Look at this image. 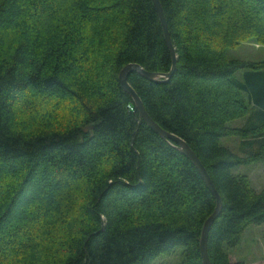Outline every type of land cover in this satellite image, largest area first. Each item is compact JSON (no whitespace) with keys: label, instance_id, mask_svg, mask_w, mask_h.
<instances>
[{"label":"trees","instance_id":"1","mask_svg":"<svg viewBox=\"0 0 264 264\" xmlns=\"http://www.w3.org/2000/svg\"><path fill=\"white\" fill-rule=\"evenodd\" d=\"M160 1L176 69L158 81L134 71L128 82L149 115L189 144L223 199L207 241L211 264H248L231 251L264 223V187L235 169L264 161V60L227 48L264 38V0ZM130 63L171 70L153 0H0V171L13 174L0 185V228L13 212L25 217L44 175L65 173L84 192L82 213L65 224L61 264H154L178 249L180 264H203L215 196L123 89L119 73ZM36 97L53 101L39 120L28 111ZM68 100L79 115L59 126ZM231 137L237 148L223 142Z\"/></svg>","mask_w":264,"mask_h":264},{"label":"rangeland","instance_id":"2","mask_svg":"<svg viewBox=\"0 0 264 264\" xmlns=\"http://www.w3.org/2000/svg\"><path fill=\"white\" fill-rule=\"evenodd\" d=\"M227 55L255 62L264 60V38L254 35L244 39L239 45L228 47ZM68 101L69 104L61 108L62 111L55 119L59 126L74 120L75 115L77 117L79 115L77 111L76 114L71 111L74 101ZM30 103L28 108L26 100L21 99L17 103V111L23 113L28 108L32 113L36 112L33 119L38 118V120L44 118L46 111L48 113L53 106V101L49 98L36 97ZM25 120L27 117L21 118L20 122L25 123ZM223 142L225 145L237 148L239 139L224 138ZM235 172L247 174L256 190L264 187V161L241 165L235 169ZM12 176V173L1 170L0 185L9 182ZM34 192V196L37 197L35 204L25 208V217L13 212L12 217L7 218L0 228V264H61L67 254V245L64 241L68 232L65 224L68 220L78 218L82 213L84 192L82 182L65 173L54 172L44 175V179L40 181L39 187ZM66 200H71V204L68 205ZM14 225L17 229L12 236H9L6 234L8 233L6 229ZM2 233L6 235L2 236ZM231 254L233 259H242L248 264H264V223L251 225L244 233L241 244L234 248ZM180 263L181 249H178L169 255L161 256L154 264Z\"/></svg>","mask_w":264,"mask_h":264},{"label":"water","instance_id":"3","mask_svg":"<svg viewBox=\"0 0 264 264\" xmlns=\"http://www.w3.org/2000/svg\"><path fill=\"white\" fill-rule=\"evenodd\" d=\"M155 7L157 9L160 22L163 28L164 32V37L165 41L167 43V46L170 50L171 57H172V67L171 70L168 73H156V72H150L146 69H144L142 66L139 64L135 63H130L126 65L119 73V80L120 83L125 91H127L133 98L135 102V106L137 110L139 111L141 117L143 120L148 124L149 127H151L156 133H158L160 136L163 138L173 141L176 144V147L183 152L189 160L194 164V166L197 168L198 172L202 176L203 180L205 181L207 187L209 190L212 192V194L215 196L216 199V207L214 212L209 216V218L205 221L203 230H202V235H201V240H200V250H201V257L203 264H211L209 255H208V249H207V241H208V236L210 229L216 220V218L220 215L222 209H223V199L221 195L219 194L218 190L216 189L214 182L209 175L207 169L199 159V157L196 155V153L192 150V148L189 146V144L181 137L178 135H175L173 133H170L166 131L164 128H162L147 112L141 98L139 95L135 92V90L132 88V86L128 82V76L131 72H139L143 76H145L148 79L158 81L159 77L164 78L163 80L169 79L177 66V54H176V49L173 43V39L171 37L167 19L165 16V12L163 9V6L161 4L160 0H153Z\"/></svg>","mask_w":264,"mask_h":264}]
</instances>
